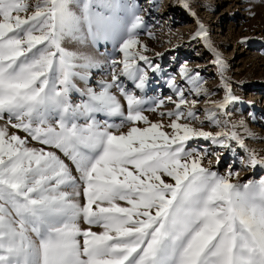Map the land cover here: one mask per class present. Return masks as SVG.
Returning a JSON list of instances; mask_svg holds the SVG:
<instances>
[{
  "label": "snow or ice",
  "instance_id": "obj_1",
  "mask_svg": "<svg viewBox=\"0 0 264 264\" xmlns=\"http://www.w3.org/2000/svg\"><path fill=\"white\" fill-rule=\"evenodd\" d=\"M147 29L132 0H0V264H264V177L217 171L197 143H235L245 168H264L231 118L241 98L224 78L201 127L183 122L216 94L187 63L183 83L166 81L173 95L149 98L164 69L163 53L147 54ZM192 39L223 73L204 23ZM101 40L108 56L74 50Z\"/></svg>",
  "mask_w": 264,
  "mask_h": 264
},
{
  "label": "rangeland",
  "instance_id": "obj_2",
  "mask_svg": "<svg viewBox=\"0 0 264 264\" xmlns=\"http://www.w3.org/2000/svg\"><path fill=\"white\" fill-rule=\"evenodd\" d=\"M137 7L143 9V15L148 23V31L152 36L143 34L141 39L149 47L148 55L155 58V53H163L157 59L164 72H158L150 77L147 89L149 98L166 97L173 95L166 81L175 76L177 82L183 83L180 67L187 63L189 67L198 70L210 91L215 96L201 97L197 106L201 109L197 115L199 119L183 121L201 127L200 121L205 118L203 111L206 101L218 100L224 96V78L232 83L234 93L241 99L230 105L231 118L234 122H243L245 128L240 129L241 135L246 138V144L258 152L264 153V3L260 0H194L191 10L183 7V0H132ZM220 2V4H218ZM195 12L193 16L191 13ZM255 13L251 15L250 13ZM202 22L207 27L214 47L221 54L226 70L223 73L213 63L215 54L211 52L202 39L193 40L192 36ZM242 37H253L245 44L240 43ZM74 50L95 52L101 56H108L113 51L112 41L101 40L89 45H75ZM103 73H94V79L99 80ZM95 86V85H93ZM187 89L189 86L183 84ZM77 87L83 88L84 82L77 81ZM79 101L78 94L73 97ZM194 97L189 96V99ZM175 99V97H174ZM251 102V103H249ZM171 103L165 106L164 111L171 110ZM153 121L167 117L158 113H146ZM119 123L118 118L110 120ZM203 127L213 132L216 127L205 123ZM245 129L248 131L246 132ZM201 147L211 151L210 159L217 171L224 172L231 168L239 170L241 180H259L264 177V168H245L240 160L246 153L235 143L231 149L218 148L207 141L197 142ZM217 157L220 163L216 165ZM207 163V161L205 162ZM99 231V229H94Z\"/></svg>",
  "mask_w": 264,
  "mask_h": 264
},
{
  "label": "bare ground",
  "instance_id": "obj_3",
  "mask_svg": "<svg viewBox=\"0 0 264 264\" xmlns=\"http://www.w3.org/2000/svg\"><path fill=\"white\" fill-rule=\"evenodd\" d=\"M218 4H220V2Z\"/></svg>",
  "mask_w": 264,
  "mask_h": 264
}]
</instances>
